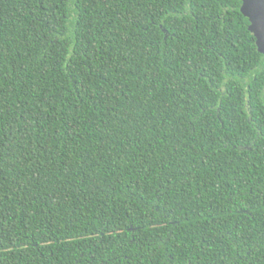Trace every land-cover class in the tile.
Masks as SVG:
<instances>
[{"label": "trees", "instance_id": "obj_1", "mask_svg": "<svg viewBox=\"0 0 264 264\" xmlns=\"http://www.w3.org/2000/svg\"><path fill=\"white\" fill-rule=\"evenodd\" d=\"M241 8L0 0V264H264Z\"/></svg>", "mask_w": 264, "mask_h": 264}, {"label": "water", "instance_id": "obj_2", "mask_svg": "<svg viewBox=\"0 0 264 264\" xmlns=\"http://www.w3.org/2000/svg\"><path fill=\"white\" fill-rule=\"evenodd\" d=\"M248 30L256 39L259 52L264 54V0H239Z\"/></svg>", "mask_w": 264, "mask_h": 264}]
</instances>
